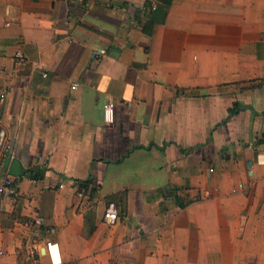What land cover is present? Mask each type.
Returning a JSON list of instances; mask_svg holds the SVG:
<instances>
[{"label":"crops","instance_id":"1","mask_svg":"<svg viewBox=\"0 0 264 264\" xmlns=\"http://www.w3.org/2000/svg\"><path fill=\"white\" fill-rule=\"evenodd\" d=\"M1 92L0 264H264V0H0Z\"/></svg>","mask_w":264,"mask_h":264},{"label":"built area","instance_id":"2","mask_svg":"<svg viewBox=\"0 0 264 264\" xmlns=\"http://www.w3.org/2000/svg\"><path fill=\"white\" fill-rule=\"evenodd\" d=\"M159 5V0H150V7L152 10L156 9ZM73 89H76L78 87V83L73 84ZM5 98V93H0V101H2ZM114 109H115V103L113 101H107L104 104V115H105V121L107 123H112L114 121ZM6 149H11V145L7 144ZM64 183L60 184V187H63ZM242 186V185H240ZM19 188L17 185V181L15 178L11 175H7L4 178L0 179V203L3 201L5 197L9 196H16L18 194ZM92 189L91 185L85 189L79 188L77 191V195L79 197H84L85 195H91ZM119 218L118 211L114 209H109L104 214V221L106 223H114ZM39 223L42 224V221L38 220ZM46 247L51 252V256L54 258V251L56 249V245L53 241L48 240L46 242ZM37 247H34L31 251V254H34L36 252ZM3 251L0 250V254H2Z\"/></svg>","mask_w":264,"mask_h":264},{"label":"trees","instance_id":"3","mask_svg":"<svg viewBox=\"0 0 264 264\" xmlns=\"http://www.w3.org/2000/svg\"><path fill=\"white\" fill-rule=\"evenodd\" d=\"M92 192H93V189H92Z\"/></svg>","mask_w":264,"mask_h":264}]
</instances>
